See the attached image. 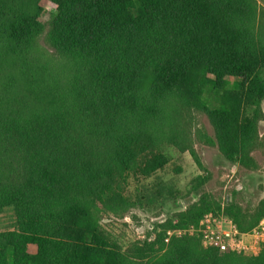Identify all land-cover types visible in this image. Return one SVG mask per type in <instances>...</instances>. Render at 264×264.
I'll return each mask as SVG.
<instances>
[{"label":"trees","instance_id":"obj_1","mask_svg":"<svg viewBox=\"0 0 264 264\" xmlns=\"http://www.w3.org/2000/svg\"><path fill=\"white\" fill-rule=\"evenodd\" d=\"M48 1L56 6L50 56L77 67L65 87L37 83L22 99L9 80L0 85V210L15 219L0 233V264H129L101 216L137 206L124 194L128 176L165 166L168 124L191 126L195 113L205 115L214 136L198 130L199 139L232 162L258 146L264 0ZM5 14L0 46L44 31L34 18ZM208 180L195 178L194 191ZM215 203L203 193L178 225L163 224L154 242L138 243L132 264H264V247L246 256L204 247L197 236L166 242L169 231L221 211ZM226 203L224 214L241 232L264 219V199L252 212L237 192Z\"/></svg>","mask_w":264,"mask_h":264},{"label":"rangeland","instance_id":"obj_2","mask_svg":"<svg viewBox=\"0 0 264 264\" xmlns=\"http://www.w3.org/2000/svg\"><path fill=\"white\" fill-rule=\"evenodd\" d=\"M4 12L11 19L15 14L28 20L34 18L38 27L44 28V31L32 35L30 39L21 35L18 39L2 40L0 85L9 80L13 97L22 99L37 83L42 84L43 89L55 82L63 87L70 84L77 66L66 60L53 61L50 56L53 49L48 41V30L56 6L48 0H6L5 6L0 5V13ZM18 19L21 24V19ZM2 36L6 35L3 33ZM261 111L263 115L255 135L258 146L249 156H243L242 162L228 161L217 147L210 146L205 139H199L198 130L214 136L205 115L195 113V124L191 126L168 124L161 144L165 166L149 177L139 173H130L128 176L124 194L137 206L125 212L122 217L111 213L101 216V228L109 234L113 243L119 245L129 264L134 261L131 250L138 243L154 242L163 224L178 225V215L186 212L193 204H198L205 192L215 204L221 203V211L215 208L217 214H224L226 199L233 192L238 193V204L245 211L252 212L260 204L264 199V102ZM192 150L199 155L205 169L198 167ZM199 176L209 180L202 190L194 191L191 183ZM14 224L13 212L0 210V233L13 229Z\"/></svg>","mask_w":264,"mask_h":264},{"label":"built area","instance_id":"obj_3","mask_svg":"<svg viewBox=\"0 0 264 264\" xmlns=\"http://www.w3.org/2000/svg\"><path fill=\"white\" fill-rule=\"evenodd\" d=\"M172 236L199 237L204 247H218L228 252L258 256L264 247V219L250 232H241L235 222L225 214L207 213L197 225L169 231Z\"/></svg>","mask_w":264,"mask_h":264}]
</instances>
